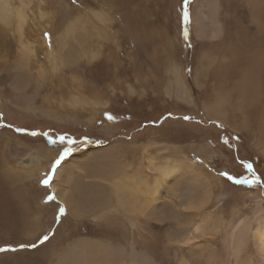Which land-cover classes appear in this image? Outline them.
Segmentation results:
<instances>
[{
  "label": "rangeland",
  "instance_id": "obj_1",
  "mask_svg": "<svg viewBox=\"0 0 264 264\" xmlns=\"http://www.w3.org/2000/svg\"><path fill=\"white\" fill-rule=\"evenodd\" d=\"M198 1L189 0L185 24L183 0H0V79L21 64L33 76L44 73L36 89L35 76L30 84L23 79L0 84V204L8 201L4 213L16 218V225L7 220L2 228L0 222V248L16 249L0 252V264H55L66 252L77 253L85 244L91 248L95 240L113 245L107 249L115 251L112 264H175L171 251L163 250L188 232L193 247L177 258L191 254L184 264H202V253L212 249L205 241L214 239L212 231L223 234L219 227L250 216L257 199L264 209L262 118L255 114L248 121L228 103L235 75L227 73L225 84L213 76L218 49L233 36L232 26L248 18L247 1L204 0L201 38L191 23ZM18 9L24 15L21 26ZM216 93L224 107L216 104ZM112 145L123 146L124 155L115 161L125 170L100 153ZM66 148L70 154L55 169L70 158L84 168L74 182L80 192L70 196L81 198L80 210L69 209L71 214L58 197L47 199L54 196L52 181L41 183L49 172L53 180V164ZM38 150L48 151L51 159ZM30 157L41 167L36 169ZM176 162L179 169L160 178L158 166ZM192 162L201 173L190 169ZM253 175L260 183L228 178ZM121 176L142 204L134 211L126 206V215L141 216L142 210L138 223L146 229L150 224L154 232L149 248L150 236L143 233L146 242L139 238L138 255L131 253V233L120 228L119 213L107 211L121 212L102 186L110 179L114 186ZM196 228L201 232L195 234ZM213 249L222 255L220 242Z\"/></svg>",
  "mask_w": 264,
  "mask_h": 264
},
{
  "label": "bare ground",
  "instance_id": "obj_2",
  "mask_svg": "<svg viewBox=\"0 0 264 264\" xmlns=\"http://www.w3.org/2000/svg\"><path fill=\"white\" fill-rule=\"evenodd\" d=\"M211 1L212 3L216 2L215 0L214 1L211 0ZM246 1H247L246 2L247 4H246V14L245 15H247L248 18L245 19V22L242 21L240 23H236V24L234 23L235 25L232 26L233 31L232 33L230 32L231 34H233V36H231V39H227L226 46H221V48L218 49L219 57L215 58L216 60L215 62L216 65L214 67L215 75L213 76L215 77L214 79L216 80V82H219L221 84H225V80H227V78L225 79L224 77L227 73L230 72L232 78L236 76L237 78L236 82L234 84H232L231 82L229 83L231 84V86L234 85L233 87L234 89H231L230 90L231 92L228 93V103H230L233 109L241 111V113L239 112L240 116H242L246 120L248 119V121H250L251 120L250 118L253 117L255 114H257V116H260L262 118V130H263L264 129V111H262L263 107L261 105H264L263 103V95H264V89H263L264 87L263 86L264 84V0H253L250 2L248 0ZM202 5L204 6V0H199L198 6L195 8L194 12L192 11L193 15L191 17V23L194 25V33L196 34L195 36L197 37L198 36L200 37V35L202 36L203 34L202 30L204 26V21H202V18L200 16V14L202 16L204 14L201 9ZM243 13H245V11ZM23 18H24L23 12L21 11V9H18L16 19L20 26L22 25L24 21ZM221 33H222V30H221ZM214 35L215 34L212 33L210 37H214ZM29 54H31V52H29ZM55 56H56V53H55ZM28 57L30 56L28 55ZM28 57L24 55V59L22 60L23 61L25 60L26 62ZM13 71H14L13 72L14 74L13 73L10 74V72L9 74H7L8 79L1 78L0 84H3L4 82L11 80V79H12L11 83L15 82L16 84L18 83V81H21L19 79H23L22 82H26L28 84L29 82H32L35 77H38L36 78L37 81L35 82V84H31L33 85L32 89H36L37 87H39L38 79L41 80L44 74V73L43 74L37 73V76L34 75L35 76L34 77L32 74L28 73V70L23 64L18 65L15 68H13ZM211 73L213 72L211 71ZM203 74H204L203 76L205 77L207 76L206 72H203ZM230 79L231 78H229V81ZM39 89L40 88H38L37 90ZM216 92L220 94L221 92H224V90L220 88V89H216ZM1 94L2 92H0V96H2ZM215 95L217 97V100H219V98L222 99V96L219 97L217 93ZM222 102L226 103L224 100H219L216 104H218L219 107L220 105L224 107V104ZM248 105L253 106V109H251V111H250L251 107L249 108V110H247ZM205 110L207 111V109ZM255 123L256 122H254V124ZM238 129H241V128L238 127ZM122 147L123 146L112 145L109 147L107 146L106 148L101 149L100 151V153L102 154H105V155L108 154L113 157V159L109 161L114 160L112 164L116 166L117 170H122L124 167L123 164H120L119 161H115V158H117V156L122 157L124 155V153L121 152ZM42 151L43 150H38V152H42ZM263 151H264V147H263ZM43 152L46 155L47 157L46 160L48 162L51 159L50 154L46 150ZM103 157H106V156L103 155ZM30 159H31L30 161L33 162L36 169L41 167L40 160H38L36 157H32V158L30 157ZM74 160L70 158L66 162L64 163L62 162L58 166V168L55 169L56 170L55 176L50 185L51 187H53L54 197H58V199L64 203V208L66 209L67 213H70L69 209H72L73 211H76L78 213V211L80 210V205H81V198H79L78 200H75L74 197L70 198V196H72L74 193L80 192V190L78 191L76 187L74 186V182L76 181V179L82 178L79 174L84 169L81 165L77 163L76 160L75 161ZM179 166H180V163H177V162L174 163L173 165H170V164L159 165L158 174L160 178H166L169 175L175 173L177 169H179ZM194 166L195 165L192 162L190 169H192L194 173L199 172L196 169H194L196 168ZM124 170H125V167H124ZM29 175L30 173H28L26 177H28ZM132 177L134 178V176ZM154 179L158 181V178H154ZM199 179H201V177ZM204 179H205L206 185L209 186L208 176L205 175ZM2 181L7 182V179L4 178ZM108 184L109 185H103L102 187H104L105 190L109 192L110 196H112L114 199H117L121 212H119L117 209H112V210L108 209L107 211L109 212L111 211L114 214L119 213L118 215L120 216V219L122 220L120 228L123 231L127 229L131 233L132 242L129 245L131 253L134 255L141 254L140 252L137 253L138 251H140L139 238L141 239L140 240L141 242H146V238L143 236V233L145 232L147 236H150V240L147 243V248H149L151 244H153L152 241L154 239L153 238L154 232L153 233L151 232L153 230H151V228L149 227L150 224L146 225L147 226V229H146V228H143V226H141L138 223L139 221L136 218L142 217V210L139 211V214L141 216H136V217H129L126 215L124 211V208L126 206H129L130 211L137 210L139 206L142 207V204L139 205L138 200H137V190L128 189L127 187H125V182H123L122 176L120 177V180L118 181V183L114 184V186L111 184V179L108 181ZM156 191L157 189L154 192L156 193ZM81 193H80V196H81ZM5 195L13 196L11 193L10 194L7 193ZM128 195L130 196L129 197L130 201L127 203ZM19 199L20 201H23L26 204L23 198H19ZM153 201L154 199H152V202ZM6 202L8 201L5 200L0 204V222H1L2 228H4V222H6L7 220H12V221L15 220L14 225H16L15 224L16 218L14 216H8L7 214L4 213L5 212L4 207H5ZM25 209H28L27 211H29V208H25ZM151 211L153 212V207ZM250 213H251L250 216L244 217L241 221L239 220V221L233 222L231 220L225 224L224 228L219 227V229L223 231V234L217 231H212V235L214 236V239L205 240L207 244L208 243L210 244L212 242V247H211L212 249L208 251L207 255H206L207 250L205 254L203 253L202 255L200 254L201 256L204 255L203 257L204 259H202L204 260L203 261L204 263L201 262L202 264H216L215 262H218V264H264V209L260 203V200L257 199ZM176 214H180V212H176ZM157 215L162 216L161 213ZM94 218L97 219L96 216ZM24 225H25V220H24ZM253 225L256 226L254 230L252 228ZM104 227L106 228V226ZM104 227H103V230H104ZM14 230H15V227H12V229H10V232H13ZM16 230L17 231L15 232L21 233L23 229L17 228ZM200 232L201 230L199 228L194 229L195 234L200 233ZM106 233L120 234L117 232H106ZM120 235L122 236V234ZM212 235L210 237H213ZM16 236L17 234H13V237H16ZM180 238L181 239L174 240L173 243L171 242L168 243L167 248L163 250V252L171 251L175 264H184L185 262H190L189 256L191 254L188 256L185 255L183 258L181 257L182 259L180 260L177 257L179 255L183 256V253L188 254L189 251H191L190 249L193 247L190 244L193 240V237L192 238L189 237V232H188V235H186V237H183L182 235V237L180 236ZM219 242L221 243L222 255L218 253L219 252L218 249H213V245ZM105 243L102 244L101 242L95 240L93 241L92 245H90L91 248H89V244L88 245L85 244L78 252L76 251L77 253L67 254L66 252L64 256L62 257L60 256L61 258H59V260L55 264H112L115 251L110 250V249L107 251V249L113 245L105 244ZM154 245H152V248H155ZM151 252H152L151 255L154 254L153 251ZM217 255L221 257H218ZM66 256L68 257L70 261L67 259ZM71 257L74 259H70ZM97 259H100V260H97ZM150 259L153 260V258H150Z\"/></svg>",
  "mask_w": 264,
  "mask_h": 264
},
{
  "label": "snow or ice",
  "instance_id": "obj_3",
  "mask_svg": "<svg viewBox=\"0 0 264 264\" xmlns=\"http://www.w3.org/2000/svg\"><path fill=\"white\" fill-rule=\"evenodd\" d=\"M189 4V0H183V11H182V20L185 24L188 23L189 20V13L187 10V6ZM47 36V34H45ZM185 35H187V33L185 32ZM108 119H113V117L108 116ZM185 120L190 119V117H184ZM17 131H23V129H17ZM32 135H36L37 133L33 132L31 133ZM61 142L64 141V137H60ZM69 143H73V141H69ZM71 152V149L66 148L61 154L60 156L56 159V161L53 164V169L56 168V166L61 162V160H63L65 157H67ZM247 169L249 172H252V165L251 164H247L246 165ZM226 175V174H224ZM52 176L53 173L49 172L46 176V178L44 180L41 181V183H43L44 185H48L51 181H52ZM230 180H232L234 183L236 184H247V185H255L260 183V180L258 177H255L253 175V178L249 179V178H235L232 176L228 177ZM48 200H52L54 199V196H49L47 197ZM61 212H63V209H61ZM48 237L45 236L43 238V240H47ZM32 247H35V245H31ZM21 247H24V245H21ZM16 249H11V248H0V252H4V251H15Z\"/></svg>",
  "mask_w": 264,
  "mask_h": 264
},
{
  "label": "trees",
  "instance_id": "obj_4",
  "mask_svg": "<svg viewBox=\"0 0 264 264\" xmlns=\"http://www.w3.org/2000/svg\"><path fill=\"white\" fill-rule=\"evenodd\" d=\"M231 141V139H226V142L228 143V142H230ZM84 144L85 145H87L88 146V142H84ZM96 144V141H94V145ZM86 147V146H85Z\"/></svg>",
  "mask_w": 264,
  "mask_h": 264
}]
</instances>
